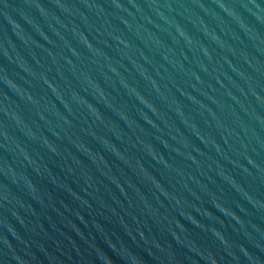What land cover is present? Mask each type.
I'll use <instances>...</instances> for the list:
<instances>
[{
	"label": "water",
	"instance_id": "1",
	"mask_svg": "<svg viewBox=\"0 0 264 264\" xmlns=\"http://www.w3.org/2000/svg\"><path fill=\"white\" fill-rule=\"evenodd\" d=\"M0 264H264V0H0Z\"/></svg>",
	"mask_w": 264,
	"mask_h": 264
}]
</instances>
